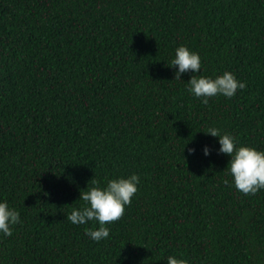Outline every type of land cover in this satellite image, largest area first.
Listing matches in <instances>:
<instances>
[{
  "label": "trees",
  "instance_id": "trees-1",
  "mask_svg": "<svg viewBox=\"0 0 264 264\" xmlns=\"http://www.w3.org/2000/svg\"><path fill=\"white\" fill-rule=\"evenodd\" d=\"M179 44L245 88L202 104L173 79ZM208 126L264 150V0H0V199L21 221L0 264H264V189L231 185ZM131 173L108 238L66 219Z\"/></svg>",
  "mask_w": 264,
  "mask_h": 264
},
{
  "label": "clouds",
  "instance_id": "clouds-1",
  "mask_svg": "<svg viewBox=\"0 0 264 264\" xmlns=\"http://www.w3.org/2000/svg\"><path fill=\"white\" fill-rule=\"evenodd\" d=\"M175 66L173 79L181 80L183 73L192 72L185 84V90L192 96L207 104L209 97L223 95L232 97L237 89H244L245 82L236 78L234 73L225 70L213 76L197 75L201 69V59L196 51L190 50L184 44H179L170 57L169 67ZM205 134L215 137L219 147L218 153L228 156L226 163L227 174L231 177V185L243 194H254L264 189V150L238 144L236 139L228 132H221L216 126H208ZM189 148L188 152H194ZM209 146L203 145L201 152L204 156L209 154ZM225 169V168H224ZM229 183L227 179L223 181ZM139 177L136 173L127 176H116L107 179L102 186L96 180L79 192V198L84 203L73 207L66 219L74 225H84L95 221L97 227L84 229L85 235L92 241H101L109 237L107 224L118 220L124 213L125 206L130 203L131 197L137 190ZM18 209L0 199V236L7 237L12 234L13 225L20 223ZM166 264H189L184 258L173 255L166 257Z\"/></svg>",
  "mask_w": 264,
  "mask_h": 264
}]
</instances>
